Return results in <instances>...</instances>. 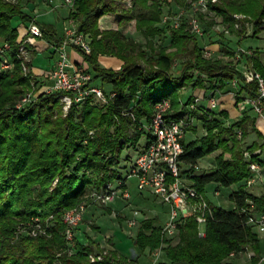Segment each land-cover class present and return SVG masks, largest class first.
Instances as JSON below:
<instances>
[{"label":"trees","instance_id":"trees-1","mask_svg":"<svg viewBox=\"0 0 264 264\" xmlns=\"http://www.w3.org/2000/svg\"><path fill=\"white\" fill-rule=\"evenodd\" d=\"M26 1L30 0L17 3L0 0V41L11 45L13 62L11 69L0 72V264H131L114 250H108L103 259L92 261L90 254L96 249L104 252V249L90 239L79 238L77 232L70 243L66 238L65 212L87 200L88 185H94L90 192L100 191L124 178L119 169L122 153L142 136L147 138L138 126L151 120L158 101L170 98L172 110H177L184 88H196L208 82V88L222 89L230 80L242 77L237 69L240 61L204 56L205 47L199 44L201 37L194 35L188 24L191 1L195 0H132L131 6L127 0H76L71 16L77 21L79 31L88 35L91 45L90 54H81L90 66L93 83L100 80L111 84L112 90L105 92L114 96L104 105L92 98L83 105H73L65 117L53 118L60 107L62 93L59 92H43L21 108L16 104L7 108L5 104L12 97H24L31 80L23 70L22 61L15 56L22 40L18 41L19 31L13 26V20L20 19L26 27L35 21L42 38L55 46L62 43L52 26L33 18V8L25 7ZM173 1L179 5L178 11L171 12V7H167L165 16L172 18L186 11L178 26L172 19L164 21L165 16L162 17L163 7ZM209 1L210 9L214 8L222 22L238 36L242 33L236 27L239 23L252 22L253 37L264 28V0H220L215 4ZM108 14L117 15L119 25L135 20L137 30L153 53L147 56L143 43L127 38L119 29L101 31L99 20ZM237 14L242 18H237ZM203 15H200L201 22ZM162 20L169 34L159 26ZM165 35L170 43L155 50L154 39ZM247 37L241 36L240 42ZM170 48L173 50L167 51ZM225 53L235 59L236 52L225 49ZM100 55L116 56L124 64L117 70L104 68L98 62ZM154 55L157 58L152 57ZM178 60L182 69L175 75L172 68ZM244 60L249 68L264 77V63L257 50ZM16 85L21 89L15 92ZM239 86L243 95L237 96V101L257 95V81ZM190 100L185 105H189ZM182 110L172 116H183L186 112ZM252 123V118L245 114L226 128L209 114L205 120L207 135L185 145L181 160L192 165L217 149L223 150L216 158L215 171L190 176L193 186L201 193H205V186L211 182L228 187L250 177L249 163L258 162L253 153L262 146L253 143L245 147V139L251 131L260 135ZM246 152L251 154L249 161L245 158ZM226 154L230 156L227 158ZM36 184L40 189L32 196L31 188ZM228 199L236 204L232 210L207 200L210 209L204 234L194 216L180 217L175 233L178 240L173 244L156 216L140 222L132 243L142 252L165 251L172 264H232L227 261L232 253L259 242L248 219L264 213V194L256 196L249 192L246 184H240ZM104 208L113 213L110 207ZM16 217L25 220L36 217L31 223L20 225L18 232L31 234L40 224L46 234H21L23 237L12 242ZM257 261V258L252 259L253 264Z\"/></svg>","mask_w":264,"mask_h":264},{"label":"built area","instance_id":"built-area-1","mask_svg":"<svg viewBox=\"0 0 264 264\" xmlns=\"http://www.w3.org/2000/svg\"><path fill=\"white\" fill-rule=\"evenodd\" d=\"M8 1L17 3L19 0ZM75 2L76 0H65L70 8V15L67 18L62 43L58 46L54 45L55 59L48 76L50 85L45 89V93H62L61 103L66 111H69L73 105H83L90 98L104 105L114 96V93L108 95L102 87L93 83V74L90 72L89 67L70 58L69 53L71 50H76L79 53L84 52L85 54L91 53L88 35L79 31L77 21L71 16L72 11L75 9ZM210 3L209 0L191 1L188 24L190 31L197 37L204 35L200 15L210 11ZM185 12L182 10L172 18L165 16L164 21L172 19L173 24L178 26ZM236 26L238 27L239 24H236ZM28 32L35 37H42V31L35 21L29 24ZM28 42V39H22L15 53V56L22 61L23 70L26 73L30 70L28 66L30 61ZM11 51L12 47L9 43L0 41V72L13 67L10 56ZM212 55V51L205 48L204 56L212 57ZM251 55V50L239 49L236 52L235 60L241 61L245 56ZM244 65L245 69L241 72L242 77H235L226 85L238 86L240 83L257 81V95L244 97L240 102L249 105L256 113L261 114L264 111V77L261 73L249 68L246 64ZM222 89H213L207 95L206 98L211 109L218 105L216 93ZM237 96L241 97L239 92H237ZM201 100L202 98L196 97L188 105L187 112L181 117L172 116V101L170 98H164L154 105L151 120L138 126V129L147 135V138L142 149L136 154L127 176L119 179L116 183H109L103 190L90 192L86 201L65 212L66 238L70 243L76 235L77 227L84 219L89 204H102L110 207L117 199H130L127 179L131 176L137 178L139 192H149L161 203L170 207L169 221L163 228L168 236L176 233L177 221L180 217L194 216L199 225L206 222L207 213L210 209L209 203L205 195L194 187L192 182L186 181L181 160V156L185 152L184 135L187 127L190 126L197 115L195 111L207 112L206 109H202L200 106ZM30 101L31 94H26L16 106L21 108ZM237 133L240 137L241 131L238 130ZM250 157L251 154L246 152L245 158L249 161ZM249 167L254 173L258 170L259 165L257 162H250ZM194 168L195 170L199 169L197 165ZM252 182L249 180L248 184ZM248 223L264 226V213L251 215ZM130 224L135 225V221H131ZM46 232L45 228L37 224L31 234H46ZM106 253L107 251L95 252L90 254V258L92 261L101 260Z\"/></svg>","mask_w":264,"mask_h":264},{"label":"rangeland","instance_id":"rangeland-1","mask_svg":"<svg viewBox=\"0 0 264 264\" xmlns=\"http://www.w3.org/2000/svg\"><path fill=\"white\" fill-rule=\"evenodd\" d=\"M8 1V0H5ZM157 1V0H156ZM185 1H190V0H185ZM128 5L131 6L132 0H127ZM152 1H149L148 3H151ZM220 0H212V3H219ZM26 7V5H25ZM167 7H171V12H175L178 11L179 5L177 3H175L174 1L171 2L169 5H167L165 8L163 7V13H162V17L165 16V13H167L166 8ZM181 7V6H180ZM28 8V7H27ZM49 7H46L42 4L38 5L36 12L34 13V15L37 16L38 20L40 22H43L46 25H53L56 26L58 28L59 33L62 32L65 29V23L64 21H62L59 18L58 13L55 11H49ZM237 18H242L241 14H237L236 15ZM164 18V17H163ZM162 18V19H163ZM118 16L117 15H108L106 17H103L101 19V21L99 22V28L100 30H107V29H119L122 34H124L127 38H131L139 43H143L145 46L143 47V49H145L146 55L150 56L153 52L150 48H147L146 43H145V38L143 37V34L140 33L137 30V22L135 20H132L130 23H122L119 25L118 23ZM241 24V25H240ZM13 26L18 28L19 31V37H18V41H21L24 36L27 35V33L25 32V24H23V22L20 19H14L13 20ZM160 27H164L165 30V26L162 22L159 24ZM202 26L205 30L204 35L199 38V44L201 47H204L205 45L210 46L211 43H215L220 42L224 48H222V50H225L226 48L228 49H234L236 48L237 45L236 44V40H234L238 35L236 34L235 31H232L231 28L228 27L227 24L222 22V17L215 12L214 8L210 9V11L204 13L203 17H202ZM107 27H111V28H107ZM237 27V26H236ZM238 28L241 30V35L239 36H244L247 35V38H254L252 40H249L247 42L243 43V47H245L246 49L252 45V47L249 49L251 51H255L257 50L259 53L260 58L262 57V52L259 50L264 49V28H262V30L258 33V36L253 37L252 35L254 34V26L253 23L250 21H246L244 23H239ZM26 33V34H25ZM165 34H169L166 32H164ZM165 36H161V37H156L154 39L156 48L155 50L158 48V46L160 45H168L170 43V39ZM257 38L262 39L261 41H258ZM257 39V40H256ZM261 47H257L260 46ZM209 49V48H208ZM173 49H167V51H172ZM154 51V50H153ZM38 56L37 58L35 57L34 60V66L37 68H40L42 70L48 71L47 73H45L44 75L49 74L50 71V65L52 64L53 58H54V52L52 54V51L47 50L46 52L41 51L38 52ZM213 55L214 52L212 51ZM52 54V55H51ZM264 54V52H263ZM106 56V58H102ZM154 58H157V55L152 56ZM216 57V56H213ZM264 57V56H263ZM29 58L30 61L28 62V66L30 68V70L27 72V74L30 75V82H29V88L25 90L26 94H31V101H35L37 99V97L45 92V89L50 85V81L47 75V77L45 76H41V75H36L33 70H32V64L31 61L33 60V55L31 53V51L29 50ZM226 61L228 59L224 58ZM233 60H235L233 58ZM98 62L100 64V66L104 67V68H108V69H115V66L119 65L120 69L124 62L122 59L116 57V56H110V55H101L98 57ZM241 62V61H240ZM48 69V70H47ZM181 69H182V65H181V61L178 60L176 61L174 67L172 68V72L175 75H179L181 73ZM8 70V69H7ZM26 73V72H25ZM96 84H98L100 87H102L105 91L110 92V90H112V85L108 84V83H102L100 80H97ZM19 89H21V86L16 85L13 90L19 91ZM25 94V95H26ZM192 94L188 93L185 96H183V98L186 100L187 97H189V95ZM24 95V96H25ZM20 97H16L12 99H10L6 104L5 107L9 108V107H13L15 104L18 105L21 102V98ZM100 108H103L100 105ZM68 111H66L63 107V104L60 101V107L56 109L55 111V115L53 118H56L58 116H63L65 117L67 115ZM132 132L134 134H136V131L132 130ZM90 134L93 135V131H90ZM192 137L191 134H188L186 136V140H189ZM145 143V137L142 136L138 141L135 142L136 145L139 144V147L143 146L142 144ZM135 144H131V146H129L128 148H126V150L123 151L122 153V163L119 165V169L121 170V174L122 176L125 178L128 174V172L130 171V167L132 166V162L135 159V154L133 151H136L135 148H133L132 146L136 147ZM132 147V148H131ZM129 148L131 150H129ZM127 157V159L125 160V158ZM94 179V178H93ZM57 180L54 182L56 183ZM137 178L136 177H129L127 179V189L130 192V199L129 200H124L125 204H127V208L120 209V205L118 204L117 200L115 202L112 203V206H110V208L116 212V214L114 213H109L104 206L106 205H102V204H94L97 206V208H90L88 209L87 213H88V218L90 221H86L89 228H87L86 230L89 232V234L92 237V239H90L92 242L98 240L97 237L100 238L101 243H97L100 245L101 249L103 248L104 251H117L116 248L117 245L120 248V251L125 255V256H130L132 254V248L135 246L132 243L133 238L136 236L137 233V229L140 225V222L146 218V217H152L154 215L153 212L150 211V207H147L146 205H144V203L142 204H138V196H140L139 190L137 188ZM40 189V185L36 184L34 186H32L31 188V194L32 196H36V194L38 193ZM94 189V185H88L86 188V194L85 197L87 196V194H89V192ZM149 193V192H147ZM150 194V193H149ZM151 195V194H150ZM210 197L214 200V202L216 201V197H214L213 194L210 195ZM152 200H149V204L153 205V207L157 208L158 210H162L165 208V204H160L161 202H158V199L155 198L153 195L151 196ZM121 200V199H120ZM123 201V200H122ZM123 201V202H124ZM93 205V204H90ZM89 205V206H90ZM88 206V207H89ZM99 207V209H98ZM103 209V210H101ZM139 212V213H138ZM168 215V219L166 216V219L161 220L160 225L165 227L167 224V221L169 220L170 217V212ZM36 218V217H34ZM22 219L21 217H16V221L17 224L14 227V230L12 231V236L10 238V240L12 242H16L20 239V237L23 236H29L31 234L28 233V231H25L24 233H21L22 231L18 232L17 229L20 225L22 224H29L33 221V219ZM32 220V221H31ZM131 221H135L138 223L136 227H134L133 225L130 224ZM133 226V227H132ZM205 230V224L202 223L201 224V232H204ZM24 231V230H23ZM17 232V233H16ZM22 234V235H21ZM22 236V237H23ZM34 236V235H33ZM111 237V238H110ZM170 239H172V243L175 244L177 243L178 237L177 234H169ZM110 241H109V239ZM87 241V240H86ZM2 242L1 238H0V243ZM96 243V242H95ZM117 244V245H116ZM164 247H166V244L164 245ZM138 249V248H137ZM135 247V250L138 251ZM100 251L99 249H96L95 252ZM140 258H146L144 259V261L150 262V260H152V257L150 258V256L148 255H140ZM91 259V258H90ZM165 260V259H164ZM163 260H159V264H172L171 262H166ZM137 262V261H136ZM136 264V263H134ZM137 264H139L137 262Z\"/></svg>","mask_w":264,"mask_h":264},{"label":"crops","instance_id":"crops-1","mask_svg":"<svg viewBox=\"0 0 264 264\" xmlns=\"http://www.w3.org/2000/svg\"><path fill=\"white\" fill-rule=\"evenodd\" d=\"M25 3H27L26 6L28 5V7L33 8L31 15L37 21H39V20H38L37 16L34 15V13L36 12L38 5L42 4L46 7H49L50 8L49 11H54V12L56 11L59 15V18L62 21H64L65 25L67 24V18L70 15V8L65 3V0H30V1H26ZM108 15H111V14H108ZM108 15H105L103 17H106ZM101 19L99 20V22L101 21ZM41 23H43V22H41ZM50 26H52L56 30L59 37L63 38L64 30L59 33L58 28L56 26H53V25H50ZM107 28H111V27H107ZM25 29H26L25 32L27 33V35L24 36V38L29 40L28 47H29V50L31 51V53L33 55V60L31 61L32 70L36 75H41V76L47 77V75H49V74H47V75H44V74L47 73L48 71H45V70H42L40 68L35 67L34 66V60H35V57L37 58V56L39 54L38 52H41V51L46 52L47 50H50V51H52V54H53L54 45L49 43L48 41H46L42 37H35V36L31 35L28 32V27H26V25H25ZM240 39H241V36H237L234 39V40H236L235 41L236 42L235 45H237L236 48H234V49L226 48V49L237 52L239 49L249 50L252 47V45H250L246 49L245 47H243V43L247 42L249 40H252L254 38H245L241 42H240ZM257 39H258V41L262 40L260 38H257ZM204 47L206 49L209 48V50L213 51L214 55H212V56H216L215 58H221V57L227 58L228 57L227 61L233 59V57L226 55L225 50H222V48H224V46L220 42L216 41L215 43H211L210 46L205 45ZM257 47H261V45L257 46ZM259 50L262 52L261 60L264 63V57H263L264 56V54H263L264 49L260 48ZM69 55H70V58L72 60H74L76 62L84 63L87 67L90 68L88 62H86L84 60L81 53L77 52L76 50H71ZM102 58L104 59V58H106V56L101 57L100 59H102ZM54 59H55V54H54V58H53L52 64L50 65L49 69L52 68V66L54 64ZM244 64H245V60L242 59L241 62L237 65V69L240 72H242L245 69ZM114 68L118 69L119 65L115 66ZM208 87H209V83L205 82L204 85L200 86V87L193 88L192 86H189L187 88L182 89L181 98H180V105L178 106L177 110H172V114L177 113V112L181 111L182 109H183L182 111L187 112L188 105H185L187 103V101L191 98V100H190V103H191L196 97H200V98H202V100L200 102V106L202 107V109H206V111H207V112H203L201 110L195 111V114H197V115L194 118V120L192 121V123L190 124V126H188L186 129L184 139H183L184 145H188L189 143L196 141V140H199V139H201L207 135V129L205 127V120H206V117L209 116V114H211V117L214 120H217L218 122H220L222 124L223 127H226V128L232 126L235 121L240 120L245 114H248L253 120V123H252L253 127H255L260 132V135H259L256 131H251L245 139V147H249L253 143H258L260 146L262 145L257 150H255V152L253 153V155H255L257 157V161H258L257 163L259 165V168L256 172H254V173L252 172L250 177H248L246 180L242 181L239 184H232L231 186L225 187V186H222L220 183L211 182L205 186L204 195L209 202L213 203L216 206L223 207L227 210H232L236 207V204L234 202L230 201L228 199V196L233 191H236L240 184H246L249 192L256 195V196H260V195L264 194V111H263V113L258 114L249 105L244 104L240 101H237L236 94L240 90L239 85L238 86L230 85V86L224 87L221 91H218L216 93V96L218 99V105L215 108L211 109L210 103L206 97L212 89L208 88ZM191 92H192V94H190L189 97H187L185 100L183 98V96H185L186 94L191 93ZM240 95L242 97L243 94L240 93ZM252 125H250V126H252ZM188 134H191L192 137L189 140H186V136ZM145 142H146V137H145ZM144 144H142V145L144 146ZM135 146L136 147H134V146H132V147L135 148L136 151H133V152L136 155L142 149L143 146L139 147V144L138 145L135 144ZM129 150H131V149L129 148ZM222 151H223L222 148H220V149H217V150L211 152L210 154H207L204 157L198 159V161L195 164L199 167L198 170H195V168H194L195 165L182 162L184 177L186 178V181L191 183L192 180L190 179V176L193 175L194 173L195 174H203V173H211V172L215 171L217 169L216 158H217V156H219L222 153ZM229 156H230L229 154H226L227 158ZM249 180H251L253 182L251 184H248ZM211 194H213L214 197H216L217 202H214V200L210 197ZM151 196L152 195H150L147 192L140 193V196H138V201H137L138 204L144 203V205H146L147 207H150L151 208L150 211L154 213V215L152 217H149V218L146 217L144 219H150V218H154L156 216L159 217L161 220L166 219V216L168 219L167 214H169L170 207L167 205H164L165 206L164 209L158 210L157 208L153 207L152 204L150 205L148 203L149 200H152ZM122 200L123 199H121V200L117 199V202L120 205V209L121 208L125 209V208H127L126 207L127 204H125V201L123 200L124 201L123 202ZM158 202H160V201L158 200ZM160 204H162V203H160ZM90 208L95 209V208H97V206L96 205H90L87 208V210L84 214V219L80 223V225L78 226V230H77L78 237L83 239V240H89V239H92V237H93L86 230L87 228H89L86 221H90L89 220L90 217L88 218V213H87L88 209H90ZM98 209H99V207H98ZM101 210H103V209H101ZM113 213L116 214V212H114V211H113ZM137 224L138 223L136 222V224L133 226L136 227ZM252 229H253L254 233L258 236V239H259L258 244L256 246L249 244L246 246L244 251H241L239 253H232L227 259L228 262H230L232 264H253L252 259L257 258L258 261L256 264H264V226L252 225ZM200 230H201V225H200ZM201 233L204 234V232H201ZM97 238H98V240H96L95 242L101 243L102 240H100L99 237H97ZM109 241H110V239H109ZM135 247L136 246H134L132 248V250H133L132 254L128 257L125 256L120 251V248L118 247V245L116 248H113V249H116L120 254L124 255L128 259V261H130L131 264H134V263L137 264V262L139 264H159L160 259L163 261H166V262H170V260L166 256L165 251H163L161 249H157L153 252H150L149 250H145L142 252L139 249H137V247H136V249L138 251H136ZM143 254L150 256V258L152 257V260H150V262H149V260H148V262L144 261V259H146V258H143V259L140 258V255H143Z\"/></svg>","mask_w":264,"mask_h":264}]
</instances>
